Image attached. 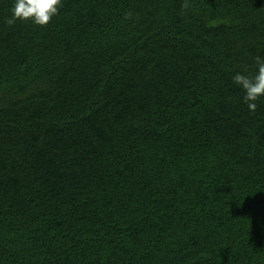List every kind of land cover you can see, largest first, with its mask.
Returning <instances> with one entry per match:
<instances>
[{
  "label": "trees",
  "instance_id": "trees-1",
  "mask_svg": "<svg viewBox=\"0 0 264 264\" xmlns=\"http://www.w3.org/2000/svg\"><path fill=\"white\" fill-rule=\"evenodd\" d=\"M0 0V264H264V0Z\"/></svg>",
  "mask_w": 264,
  "mask_h": 264
},
{
  "label": "clouds",
  "instance_id": "clouds-1",
  "mask_svg": "<svg viewBox=\"0 0 264 264\" xmlns=\"http://www.w3.org/2000/svg\"><path fill=\"white\" fill-rule=\"evenodd\" d=\"M60 4L61 0H15L9 23L31 20L35 25L46 26L58 13ZM233 81L243 89L249 111L255 112L257 101L264 98V58L257 57V71L253 77L237 73Z\"/></svg>",
  "mask_w": 264,
  "mask_h": 264
}]
</instances>
